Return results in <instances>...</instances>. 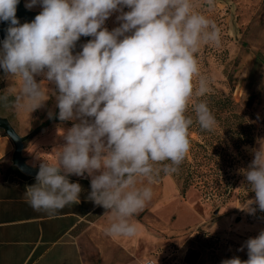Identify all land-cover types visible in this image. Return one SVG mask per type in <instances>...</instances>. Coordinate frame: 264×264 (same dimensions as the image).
<instances>
[{"label":"clouds","instance_id":"clouds-1","mask_svg":"<svg viewBox=\"0 0 264 264\" xmlns=\"http://www.w3.org/2000/svg\"><path fill=\"white\" fill-rule=\"evenodd\" d=\"M18 3L0 0V21L10 22L0 68L20 83L14 107L33 112L44 106L48 96L35 79L43 74L55 85L59 120L79 121L64 133L57 161L39 164L26 201L55 216L80 202L82 187L68 176L87 174V199L111 218L106 235L135 237L139 229L131 218L151 201V185L161 173H177L190 151V102L202 130L217 126L207 102L193 97L211 91L196 53L202 43L219 46L221 29L195 12L191 0H27V9L42 10L23 24L16 16ZM117 11L120 26L109 31L103 25ZM81 36L92 39L74 55ZM53 115L48 112L50 119ZM252 153L244 173L255 193L249 205L264 211V142ZM145 180L147 185L138 186ZM243 247L246 261L233 257L221 264H264V231Z\"/></svg>","mask_w":264,"mask_h":264},{"label":"rangeland","instance_id":"rangeland-1","mask_svg":"<svg viewBox=\"0 0 264 264\" xmlns=\"http://www.w3.org/2000/svg\"><path fill=\"white\" fill-rule=\"evenodd\" d=\"M191 3L195 12L215 21L221 29L219 46L202 43L196 53L201 74L209 79L211 91L203 97H193V101L207 102L217 126L211 132L202 130L195 122L190 102L186 115L194 122L189 128L191 147L186 159L177 173L160 174L151 185V201L131 218L135 223H142L148 235L142 234L136 242L118 243L107 235L100 237L101 246L96 245L100 248L96 250L98 256L92 257L91 264H221L233 257L246 261L248 250L240 249L249 238L264 231V211L254 203L249 205L255 193L250 191L244 175L254 159L252 149L264 142V0H212L211 5L208 0H191ZM120 14L113 12L103 27L109 31L119 27L121 22L117 16ZM91 39L81 36L73 54L80 52L82 45ZM5 77L0 68V97L15 98L5 90ZM42 87L45 90L51 87L55 92L52 83ZM55 105L52 94L45 102V114L37 118L28 141L49 134L58 125L63 126L65 133L74 123H79L78 120L53 122L33 135L37 127L50 120L48 112H52ZM14 108L7 106L1 110L2 114L9 115ZM56 110L58 117L59 109ZM10 117L15 120V114L11 113ZM245 126L251 127L254 142L239 146L241 128ZM57 147L62 146L54 145L52 149L49 146L45 151L53 152ZM188 172L192 182L182 192ZM169 181L176 190L172 194V189L165 190ZM144 185H147L146 180L138 184ZM165 194L174 199H170V206L166 198L160 203L164 215L159 216L157 202ZM250 209H255L254 214ZM106 212L101 207L90 218L91 223L80 229L91 240L92 247L93 232H98L92 229L93 225L102 222L108 216ZM183 215L187 216L186 221L179 222ZM107 218L111 223L110 215Z\"/></svg>","mask_w":264,"mask_h":264},{"label":"crops","instance_id":"crops-1","mask_svg":"<svg viewBox=\"0 0 264 264\" xmlns=\"http://www.w3.org/2000/svg\"><path fill=\"white\" fill-rule=\"evenodd\" d=\"M26 2L27 0H24V5ZM29 10L41 11L37 6ZM35 79L38 83L41 82V86L48 83L44 81L43 74L35 76ZM4 81L6 92L11 96H18L20 93L18 79L6 76ZM52 89L51 87L46 90L43 88L49 98L54 93ZM56 108V105L53 106L54 115L57 112ZM11 111L15 114V120L11 119V113L9 115L2 114V116L10 121L22 137L30 136L37 118L46 112L45 104L33 112L17 108ZM60 135H64V129L63 126L58 125L49 134L25 142L22 157L30 168L37 170L36 174L41 162L54 163L57 161L62 147H57L53 152L45 150L49 146L51 149L54 145L63 146L65 141L63 136L58 137ZM14 151V142L3 130H0V264H91L92 257H95V254L98 256L96 250L100 248L96 245L101 246L100 237L106 236V228L103 226L110 225V220L107 218L109 214L102 222L93 225L92 229L98 230V232H93V247L89 242L91 240L80 232L86 223H91L90 218L102 207L87 199L91 191V177H88L87 174L84 177L69 175L70 182H77L82 187L80 202L69 204L59 210L57 215L49 216L44 211L33 210L27 203L24 192L27 186L36 183V174H25L14 165ZM19 173L25 177L20 176ZM170 183V181L167 182L165 190L172 189V194L176 190ZM165 198L168 202L167 205L170 206L169 201L173 197L169 198L168 194L163 195L162 199H158L157 204L164 202ZM162 206L163 204H160L156 207V214L159 216L160 214L164 215ZM186 218L187 216L183 215L178 221L184 222ZM102 224L103 226H101ZM136 224L139 230L135 237L113 239L107 236L114 243L139 241L142 234L148 235V232L142 223L137 221Z\"/></svg>","mask_w":264,"mask_h":264},{"label":"water","instance_id":"water-1","mask_svg":"<svg viewBox=\"0 0 264 264\" xmlns=\"http://www.w3.org/2000/svg\"><path fill=\"white\" fill-rule=\"evenodd\" d=\"M40 11H31L27 9L24 5V0H19L17 5L16 16L20 22H31L34 20L35 16L39 14ZM10 22L0 21V45L6 37V29ZM0 130H3L5 134L14 142L15 151L13 154L14 165L17 166L23 173L34 175L37 170L30 168L26 164V160L22 157L24 150V144L29 139V137H22L11 125L7 118H0Z\"/></svg>","mask_w":264,"mask_h":264},{"label":"trees","instance_id":"trees-1","mask_svg":"<svg viewBox=\"0 0 264 264\" xmlns=\"http://www.w3.org/2000/svg\"><path fill=\"white\" fill-rule=\"evenodd\" d=\"M25 23V22H24ZM15 100L14 97H8V101L4 102V101H0V118H3L2 116V111L5 110L7 108V106H9L10 108L13 107V101ZM2 110V111H1ZM53 122H60L59 118L55 115L53 116L48 122L44 123L43 125L37 127L33 133V135L40 133L44 128H47L51 123ZM239 141L241 145H245V144H252L254 142V135L252 134V129L249 126H245L241 128V133L239 135ZM236 146V144H234ZM20 176L25 177V175L19 173ZM190 173L188 172V174L186 175V177H184V181H183V189L182 192H185L187 190V187L190 185L191 181V177H190Z\"/></svg>","mask_w":264,"mask_h":264}]
</instances>
